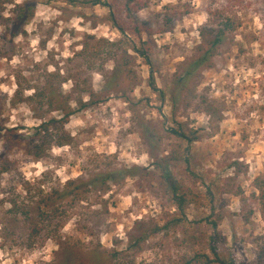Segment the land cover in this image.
I'll use <instances>...</instances> for the list:
<instances>
[{"label": "rangeland", "instance_id": "1", "mask_svg": "<svg viewBox=\"0 0 264 264\" xmlns=\"http://www.w3.org/2000/svg\"><path fill=\"white\" fill-rule=\"evenodd\" d=\"M26 1L36 12L13 40L6 28ZM72 1L0 0L4 122L27 135L41 119L65 118L54 132L69 136L42 158L11 154L12 172L0 177V264H203L211 236L228 264H264V0H142L134 20L129 0ZM226 19L236 32L184 86L201 30ZM141 39L152 43L150 64L133 52ZM82 100L93 102L83 110ZM167 174L195 196L182 213Z\"/></svg>", "mask_w": 264, "mask_h": 264}, {"label": "trees", "instance_id": "2", "mask_svg": "<svg viewBox=\"0 0 264 264\" xmlns=\"http://www.w3.org/2000/svg\"><path fill=\"white\" fill-rule=\"evenodd\" d=\"M69 2H73L72 0H67ZM134 1V5L130 4ZM236 2L238 0H231V2ZM93 6H103L106 8H110L109 5L105 2L101 1H94L92 3ZM37 3L36 1H26L22 5H15V11L13 13L14 21L10 23L9 27L6 28V30L9 32L10 37L14 40L22 34L23 25L27 24L35 15L36 12ZM147 7V3H144L142 0H129L127 6H126V12L129 18L135 19V15L137 13H140L142 10H144ZM111 16L113 18L112 23L115 29H117L124 37L125 41L121 42V46H128L127 44L130 41L129 36L127 35V32L125 29L120 25V23L117 21V19L114 17V13L111 11ZM217 26L220 25V28L214 30H208L207 28H203L200 32L202 42L198 49L199 51V57L193 61V63L185 70V73L183 76L179 79L180 83H182L184 86L192 79V77L195 76L197 70L204 66L205 64L211 62L217 55V50L223 45L226 35L232 34L236 32L237 28L235 25V22L232 19H226L222 24H219V21H214ZM145 27V26H144ZM144 27H140L138 25H135V30L138 36L142 38V32L145 30ZM210 31V32H209ZM212 32H215V34H212ZM214 35V36H213ZM151 42L149 41H143L141 39V46L140 47H133V52H135L139 57L143 58L145 61L149 62L150 64V55L149 52H152ZM113 45V44H112ZM111 45V46H112ZM97 49L92 50V55H97ZM127 54V52H126ZM111 56V54H110ZM118 74V71H115V74L117 73V76L112 79L113 82H111V79L109 82L106 83V91L109 92L111 86L113 83L117 80V78L121 75ZM151 88L155 92L160 91L157 89L154 83L153 74H151ZM35 98L44 99L46 94L42 91L36 92ZM93 95V94H92ZM96 95H93V98ZM51 97L53 98L54 104H59L61 108V100L57 99L59 97V93L57 91H51ZM93 100L90 102H80L79 109H85L89 107L92 104ZM41 105V104H40ZM70 108V107H69ZM71 109V108H70ZM72 112L70 111L66 114L65 117L70 118L72 116ZM4 109L0 106V145L1 148H3V151H0V177H2L5 174H10L12 172V168L14 167V161L11 159V154L18 151H21L22 153L26 154L27 156H35L36 158H42V156L51 149V146L54 144L63 147L66 144L69 143V136H66L64 138L58 137L56 131L54 132V128H56V124H59L65 120V118H62L61 120H55L50 119L49 121H43L41 119L40 125H38L34 129V133L30 134L27 133V135H23L22 132H28L27 128H19L18 126L14 127H8V125L4 122ZM57 129V128H56ZM170 133L182 141H193L195 140L196 134L193 136L187 135L185 132L181 130H175L172 129ZM9 152V153H8ZM8 153V154H6ZM129 172V171H128ZM127 172V173H128ZM109 179H113L114 175H111L109 173ZM100 178V177H97ZM96 180V179H95ZM165 182L170 187L173 198L177 202V208L182 212H184L185 207L189 205L191 202H194L195 196L193 192L190 190L182 191L177 187L174 181H172L171 174L165 175ZM258 182V181H257ZM93 183V181H89L88 184ZM67 186H74L73 182H70L67 184ZM80 189L79 186H75L73 189L70 188L69 190L64 191H54V196L50 197L49 204L53 203V200H66L67 198H70L72 194L74 195L76 192H78ZM76 191V192H75ZM264 197V195H263ZM47 204V203H46ZM46 206V205H45ZM41 209L42 215L44 217H48L49 211L47 209V206ZM46 208V209H45ZM176 222H181V219L176 220ZM213 226L216 228V224L212 223ZM171 226V223L167 225V228ZM145 239H140V242L144 241ZM208 247H209V254H203L197 256L196 260H200L203 264H228L226 261H224L217 249V241L216 238L211 236L208 240ZM192 260L187 261L184 264H192ZM235 264V263H230Z\"/></svg>", "mask_w": 264, "mask_h": 264}]
</instances>
